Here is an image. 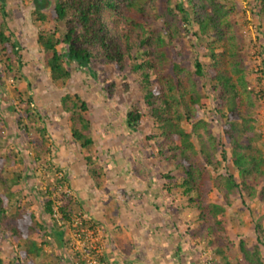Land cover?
<instances>
[{
  "label": "trees",
  "instance_id": "16d2710c",
  "mask_svg": "<svg viewBox=\"0 0 264 264\" xmlns=\"http://www.w3.org/2000/svg\"><path fill=\"white\" fill-rule=\"evenodd\" d=\"M32 5L37 43L46 56L53 84L67 86L72 78L70 63L92 73V66L98 62L113 67L125 80L133 78L139 85L142 97L127 111V127L137 132L146 123L157 132L148 140H156L160 159L173 163L180 172L182 182L176 186L188 201L184 208L199 210L210 244L216 245L217 238L223 236L228 208L239 197L264 203V155L258 145L261 134L255 125L262 97L251 88V72L241 62L246 41L236 22L235 0H33ZM261 16L264 17V0ZM51 23L56 26L46 29ZM190 49L194 50L193 59L188 57ZM22 52L23 46L10 30L2 5L0 57L4 73L23 69ZM223 58L232 60L233 75L223 70ZM1 75L0 72L3 84ZM213 100L218 103L217 117L226 120L225 142L213 133L210 122L198 120ZM61 105L69 116L72 139L80 145L92 178L98 180L95 166L99 159L92 154L95 139L89 103L79 94L67 93ZM22 112L17 125L30 139L29 144H34L35 161L41 162L52 154L51 135L31 98ZM1 118L0 138L6 126ZM194 121L191 130L184 128V123ZM229 161L236 174L223 165ZM11 164V159L0 152V234L21 248V264H35L33 256H42L44 246L49 244L47 241L40 245L37 238H48L50 232L35 211L22 205V198L14 191L21 184L22 173L8 177L6 169ZM167 178L178 179L173 175ZM56 181L58 186L66 182ZM215 191L222 202L210 200ZM54 193L51 188L43 192L45 214L57 230L61 229L60 221L72 226L77 213L69 201L58 205ZM56 208L60 220L55 217ZM82 222L83 226L87 224ZM256 230L257 244L252 249L241 242L246 264H264V215L257 221ZM216 253L225 255L221 247ZM226 263L231 264L228 260ZM0 264L14 263L0 255Z\"/></svg>",
  "mask_w": 264,
  "mask_h": 264
},
{
  "label": "rangeland",
  "instance_id": "374dc122",
  "mask_svg": "<svg viewBox=\"0 0 264 264\" xmlns=\"http://www.w3.org/2000/svg\"><path fill=\"white\" fill-rule=\"evenodd\" d=\"M32 1L0 0V9L4 5L5 12L8 14L10 30L23 46V69L21 71L4 73L5 67L0 57V72L3 82L0 84V116L2 120L6 121L4 132L0 138V152L4 157L10 158L12 162L11 166L6 169L8 177H13L15 172L22 173L21 184L14 189L22 198V205L35 211L38 220L50 232L48 238L39 239L36 237L40 245H44L47 241L49 244L44 246L42 256H33L35 264H89L84 256L91 252L97 253L100 258L109 259L110 256L105 255L109 251L108 247L112 254L111 257L114 258L113 252L114 249L117 251V246L112 248V245L116 244L113 242L112 236L119 233L114 222L118 224L120 216H116L112 210L121 209L116 205L120 199L114 195L117 194V191H124L126 188L122 187L125 186L128 191H130V186L134 187L138 193L144 189H149V192L153 191L152 195L157 196L156 205L159 206V201L161 200L160 203L163 201L161 210H164L161 215L159 213L149 215L145 212L142 217L139 214L136 215L138 221L151 222L149 226L151 228L141 229V231L138 229L134 232L135 235L137 232L139 237L136 236L138 239L134 237L130 243L132 251L127 253L129 256L139 259L147 258V264H158L157 258L160 256L166 253L174 255L173 251L177 248L176 241L181 240L182 244L183 242L190 243L189 248L186 245L185 247L198 256L199 264H227V260L231 264H246L240 250L241 242L244 241L251 249L257 244L256 224L264 215V203L260 200L250 201L245 197H239L235 205L228 208L225 219L226 231L223 236L217 238L216 245L210 244L206 237V225L200 220L199 210L184 208L188 206V201L183 197L181 188L176 186L182 182L179 179L180 172L175 169L173 163L160 159L157 141L148 140L157 132L153 131L152 126L146 123H143L135 133L129 132L127 128L126 113L132 104L140 101L142 97L139 85L133 78L125 80L116 73L113 67L104 66L98 62L92 66L94 71L92 73H88L87 68L70 63L69 69L72 72V78L67 86L62 88L53 84L50 70L45 65L46 56L37 43L38 28L33 22ZM52 1L54 3V0ZM235 2L237 4L236 22L246 41L241 62L251 72L249 76L251 88L261 93L262 97L255 125L261 134L258 145L264 155V17L261 16L262 0H235ZM50 11H47L49 15ZM162 23L163 21L160 20L159 24ZM55 26V23L47 24L46 29ZM59 49L66 51L63 47H59ZM218 51L223 53V49ZM194 56V50L190 49L188 57L193 59ZM223 59V70L233 75L230 64L232 60ZM202 60L206 63L209 62L208 58ZM67 93L79 94L89 103V116L92 119L95 139L92 154L99 159L95 166V169L99 171L98 180L92 178L90 169L88 166L86 168L80 145L72 139L68 123L69 116L63 112L61 105V98ZM30 98L34 101L36 109L42 116L43 126L49 131L52 139L49 142L53 146L52 154L41 162L35 161L34 144H29L30 139L17 125L19 114L23 113L25 104ZM217 105V101L213 100L199 114L198 120L210 122L213 133L222 142H225L223 124L226 120L217 117ZM26 123L30 124L29 121ZM193 123L196 121L184 123L183 126L191 130ZM30 136L33 137L36 134L30 133ZM194 142L197 144V139ZM62 143L67 144L65 147H73L74 150H61ZM68 154L72 155L73 162L66 161ZM47 161H50L49 164ZM223 165L236 174L231 161ZM168 175H173L178 179L169 180ZM213 176L216 175L213 174ZM132 177L140 179V182L139 180L126 181V178L131 179ZM56 179L66 182L62 186H58ZM49 188L54 189V197L57 198L58 205L62 206L69 201L77 213L72 226L62 225L61 229L57 230L54 222L45 214L43 192ZM128 191L125 190L129 193ZM86 193L87 196L84 195ZM138 193H136L137 199L142 200L143 197L138 196ZM64 195H68L67 199L64 198ZM148 195L151 194L148 193ZM109 196L114 203L113 206L106 204ZM165 196L166 198H164ZM85 199L90 203L87 205L88 211L94 212L87 214L88 216H85L82 203ZM127 199L131 200L130 197ZM210 200L212 202L223 201L216 191L210 195ZM135 207L126 210L135 212L136 209H140V206ZM182 208L183 212H181ZM13 212L11 211V213ZM127 215L130 216V214ZM124 219L127 220L125 217ZM82 220L87 221L85 226H83ZM165 223H170L171 227L173 225L175 231H167L162 228ZM156 224L161 228L158 229ZM84 241H86V246L80 244ZM219 247L223 248L225 255L216 253V249ZM0 249L3 259L14 264H21L18 260L21 248L6 240L1 234ZM137 252L138 254H135ZM95 254H90L89 257L94 258ZM127 254H122V259L111 258V264H129L125 261ZM166 260L163 258L162 261Z\"/></svg>",
  "mask_w": 264,
  "mask_h": 264
},
{
  "label": "crops",
  "instance_id": "0c3cea01",
  "mask_svg": "<svg viewBox=\"0 0 264 264\" xmlns=\"http://www.w3.org/2000/svg\"><path fill=\"white\" fill-rule=\"evenodd\" d=\"M59 124L61 125V123H59ZM130 131L131 130H129V132ZM133 133H135V132H133ZM67 144L70 145V143H68V142H67ZM67 144H65V145H67ZM61 145H62L61 150H63V149H67L69 151L74 150V148L71 147V146L70 147H65V145L63 143ZM71 157H72V155L68 154V157L66 158V161L73 162V157H72V159H71ZM85 165H86V168H87V164H85ZM82 166H83V164H82ZM136 180L137 181L139 180V182H140V179H138V178H136V179H133V177L131 179L126 178V181H128V182L136 181ZM122 188H126L125 190L128 191L126 186L122 187ZM125 190L124 191L123 190L117 191V194L114 195V196H117V198L120 199V200H118V203L116 205L119 208H121V209H119L118 211L115 210V209L112 210V213H115L116 216H118V215L120 216L119 217V223L117 224V222H114V224H115L114 226H116L118 228L119 233H118V235L114 234L112 236L113 242H116V244L112 245V248L117 246V251H115V249H114V252H113L115 254V256H114V258L111 257L112 254H111L110 249L108 247L107 250H109V251H107L105 255L106 256L109 255L110 257H109V259L106 258L107 260H111V258L116 259V257H117V260L118 259H122L121 258L122 254L126 255L127 253H129V251H132V249H130L131 248V246H130L131 244L130 243L132 242L133 238L136 237V236L139 237L138 233L136 232V235H135L134 232L136 230H138V229H140V231H141V229H150L151 228V227H149L151 225V222H147V221H143V220L142 221H138L137 220L138 217L136 215L139 214V216H141V217L145 213H148L149 215L151 213H154L155 215H157V213H159L161 215L164 212V210L163 211L161 210V206H162V202L163 201L160 203V201H161L160 200L159 201V206L156 205L155 202L157 201L156 200L157 196H153L152 195L153 191L149 192V189L148 190L144 189V190H141V193H138V192L135 191L134 187L130 186V191H128L130 193V195H129V193L125 192ZM133 191H134V193H133ZM100 192H101V190H100ZM123 193H125V194H123ZM136 193L139 194L138 196H142L143 199L142 200L137 199ZM148 193H150L151 195L149 196ZM84 195L87 196V193L84 194ZM80 196L81 197L83 196L82 193H81ZM96 196H97V194H96ZM104 197L106 198V196H104ZM127 197H130L131 200H128V199L126 200ZM107 198H108V201H106V204L113 206L114 203H113V201H111V196H109ZM164 198H166V196ZM82 203H83V206H84V209H85V213H86L85 216H88L87 214H90V213L93 214L94 213V212H89L88 211L89 207L87 205L90 204L89 201H87L85 199ZM164 203H166L165 200H164ZM135 206L136 207L140 206V209L139 210L136 209L135 212H133V210L131 212H128L126 210L127 208H130V210H131ZM143 212H145V213L143 214ZM127 214H130V216H128ZM123 215H125V216H123ZM124 217L127 218V220H125ZM98 218L101 219L100 217H98ZM157 224H156V226L159 227L158 229H160L161 227L159 225H157ZM162 228H165V230H167V231L168 230L172 231V232L175 231V230H173V225L171 227L170 223L169 224L165 223ZM125 240H126V242H125ZM176 243H177V246H176L177 248L173 251L174 255L172 256V255L166 253L163 256H160V258H157L158 259V261H157L158 264H169V263L170 264H199V260L200 259L198 258V256H196V254H193L192 251H190L189 249H186V247H185V245H186L187 248H189L188 246H190V243L183 242V244H182L181 240L178 241V242L176 241ZM107 246H108V244H107ZM184 247H185V249H184ZM116 252H119V253L116 254ZM135 254H138V252L135 253ZM163 258H166L167 260L164 262V261H162ZM125 261H127L129 264H132L134 262L137 263V264H147L146 262H148L147 258H143V259L142 258H140V259L139 258H134V257L129 256L128 254H127V257L125 258Z\"/></svg>",
  "mask_w": 264,
  "mask_h": 264
},
{
  "label": "built area",
  "instance_id": "2783aa9c",
  "mask_svg": "<svg viewBox=\"0 0 264 264\" xmlns=\"http://www.w3.org/2000/svg\"><path fill=\"white\" fill-rule=\"evenodd\" d=\"M263 84H264V82H263ZM263 96H264V91H263ZM55 217L60 220L61 214H60L58 208L55 209ZM60 225L61 226L63 225V223L61 221H60ZM80 244L82 246H86L87 245L86 241L81 242ZM88 250H89V247H88ZM90 254H95V253L91 252V253H88V254H86L84 256L85 260H87V262L89 264H111L110 260H107L106 258L105 259L104 258H100L99 255H97V253L94 255V258L93 257H89Z\"/></svg>",
  "mask_w": 264,
  "mask_h": 264
}]
</instances>
